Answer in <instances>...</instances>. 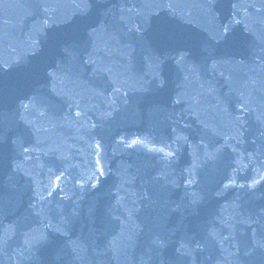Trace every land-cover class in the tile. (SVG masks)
Wrapping results in <instances>:
<instances>
[{
	"label": "water",
	"instance_id": "water-1",
	"mask_svg": "<svg viewBox=\"0 0 264 264\" xmlns=\"http://www.w3.org/2000/svg\"><path fill=\"white\" fill-rule=\"evenodd\" d=\"M35 1L32 8L23 3L0 7L10 28L20 23V10L49 3ZM83 1L77 9L92 18L88 29L95 35L79 33L77 44L87 40V46L103 51L94 37L101 40L105 27L112 39L125 42L123 69L160 90L156 71L162 77L165 65L157 63L154 71L143 73L139 65L144 57L136 63L129 47V0L117 8L113 0ZM211 23L209 18L207 31L213 29ZM258 28L264 32V21ZM256 29L254 23L245 37L264 45V38L253 37ZM13 47V77H0V264H264L262 140L244 132V145L253 143L259 151L250 159L261 175L250 181L238 177L230 152L222 155L208 145L198 154L192 147L190 133L204 123L198 114L197 121L177 116L150 141L146 134L131 139L128 132L99 118L93 123L79 119L75 128L68 108L56 111L65 94L59 75L45 87L55 99L46 100L40 89L46 61L37 59L30 77L17 78L23 60L18 40ZM55 51L60 56V48ZM82 51L78 47L75 53ZM32 80L33 85L25 86ZM142 87L131 104L149 109ZM157 95L162 102L161 93L154 99ZM123 101L126 106L128 99ZM82 105L79 117L99 116L86 102ZM263 108L264 100L259 101ZM122 112L126 109L113 115ZM213 116L216 122L207 126L213 131L198 133L199 139L224 130L218 127L220 112L213 111ZM215 195L220 202L211 204ZM95 258L108 261L94 263Z\"/></svg>",
	"mask_w": 264,
	"mask_h": 264
}]
</instances>
